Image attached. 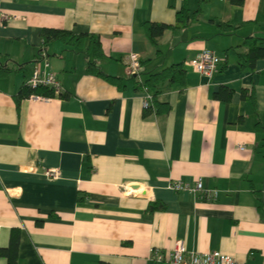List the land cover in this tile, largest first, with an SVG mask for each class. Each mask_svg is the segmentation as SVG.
Instances as JSON below:
<instances>
[{
	"label": "crops",
	"instance_id": "1",
	"mask_svg": "<svg viewBox=\"0 0 264 264\" xmlns=\"http://www.w3.org/2000/svg\"><path fill=\"white\" fill-rule=\"evenodd\" d=\"M0 11L11 15L0 26L11 69L0 76V248L16 242V264H168L152 250L177 240L264 264V0H0ZM146 22L168 25L156 43ZM44 28L97 36L98 65L122 86L87 72L90 39L43 44ZM41 48L62 94L17 100ZM203 49L220 57L210 76L188 64ZM130 52L140 67L128 77ZM173 63L184 84L153 101L138 81ZM199 179L216 199L169 187Z\"/></svg>",
	"mask_w": 264,
	"mask_h": 264
},
{
	"label": "built area",
	"instance_id": "2",
	"mask_svg": "<svg viewBox=\"0 0 264 264\" xmlns=\"http://www.w3.org/2000/svg\"><path fill=\"white\" fill-rule=\"evenodd\" d=\"M11 15L0 11V26H3ZM38 61L26 81V86L35 89L39 87L51 90L53 96H59L62 93V86L55 73L50 69V63L44 48L39 51ZM220 63V57L210 49H203L196 58L189 60L188 64L198 73L210 76L213 74ZM140 67L139 56L137 53L130 52L125 59L124 71L128 77L138 75ZM148 105L144 103V107ZM244 149L243 145L238 146ZM45 175L50 178H56L58 171L55 169H46ZM169 187L175 191H188L193 194H200L206 200H214L218 195L216 189L205 188L201 180H196L193 184L181 180H172ZM151 258L157 262L168 264H237V261L230 255L224 254L219 250H188L182 240H177L171 248L152 250Z\"/></svg>",
	"mask_w": 264,
	"mask_h": 264
},
{
	"label": "trees",
	"instance_id": "3",
	"mask_svg": "<svg viewBox=\"0 0 264 264\" xmlns=\"http://www.w3.org/2000/svg\"><path fill=\"white\" fill-rule=\"evenodd\" d=\"M240 2L241 0H237ZM182 19V18H181ZM168 27L167 24L163 23H153L146 22L144 24L145 32L147 33L149 39L152 43H156V37L162 34L164 29ZM43 38L42 43L45 44L49 39L60 38L62 41L71 44H78L83 38L87 37L90 39L91 44L86 48L85 52L87 56L91 54V59L87 60L86 70L88 73L99 76L108 82L115 84L117 87L122 86L123 79L118 76L109 75L104 73L99 65L98 60L104 56V53L100 46V41L97 36L91 34H81L78 36H74L70 32L54 29V28H44L42 32ZM253 37H248L247 41L253 42ZM262 48H258L260 50ZM264 49V48H263ZM262 49V50H263ZM240 58L243 60V55H240ZM11 71V69L1 61L0 59V76L6 75ZM185 82V70L183 68L182 63H173L167 67L162 68L159 71L148 73L147 76L143 79V81H138V83L147 90V92L151 95L153 101H156V97L161 93L162 89L165 86L177 83L184 84ZM226 91V89L224 90ZM228 92V91H227ZM31 94L42 95V96H53L51 90L43 87L39 88H29L26 86V83L19 90L16 98L17 100L28 97ZM62 94V93H61ZM61 94L59 96H61ZM228 94H230L228 92ZM215 96H222V93H215ZM152 106L145 107V112L151 111ZM11 245L7 248H0V254L5 255L7 257L8 264H16V258L14 253V249L16 246V242L11 241Z\"/></svg>",
	"mask_w": 264,
	"mask_h": 264
}]
</instances>
